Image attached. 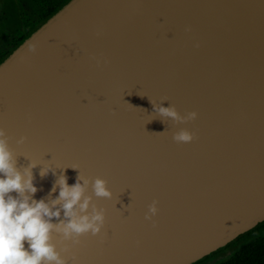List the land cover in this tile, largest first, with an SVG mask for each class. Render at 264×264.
<instances>
[{
  "label": "water",
  "instance_id": "water-1",
  "mask_svg": "<svg viewBox=\"0 0 264 264\" xmlns=\"http://www.w3.org/2000/svg\"><path fill=\"white\" fill-rule=\"evenodd\" d=\"M0 129L34 199L83 177L104 214L63 264H196L264 223V0H71L0 64Z\"/></svg>",
  "mask_w": 264,
  "mask_h": 264
},
{
  "label": "clouds",
  "instance_id": "clouds-1",
  "mask_svg": "<svg viewBox=\"0 0 264 264\" xmlns=\"http://www.w3.org/2000/svg\"><path fill=\"white\" fill-rule=\"evenodd\" d=\"M28 50L34 53L35 45L29 44ZM155 110L161 117L171 118L175 123H186L197 118L196 112L181 117L174 107L160 106ZM4 135L0 129V264H63L54 246L49 242L50 233L53 230L60 231L66 238L72 233L80 235L91 232L97 235L104 223V214L93 210L91 216L76 218L77 206L81 213L89 206V199L84 197L88 181L83 177H79L77 183L69 186L66 178L61 176L57 180L59 192L55 199H34L37 188L34 186L31 171L25 169L20 172L16 168ZM193 139V134L187 130L173 135L176 143L187 144ZM47 173L48 169H45L40 175ZM80 180L83 183H80ZM92 188L97 197L110 198L112 195L104 180L96 179ZM55 190L56 187L53 188V191ZM61 211L67 223L54 225L52 220L59 219ZM148 211L150 215H145V220H151L157 215L156 201H153Z\"/></svg>",
  "mask_w": 264,
  "mask_h": 264
},
{
  "label": "trees",
  "instance_id": "trees-1",
  "mask_svg": "<svg viewBox=\"0 0 264 264\" xmlns=\"http://www.w3.org/2000/svg\"><path fill=\"white\" fill-rule=\"evenodd\" d=\"M34 7L31 17L22 16L21 23L11 35L7 50L0 54V64L17 49L32 33L48 21L71 0H28ZM238 250L226 262L221 264H264V223L239 237L223 249L213 253L196 264H206L229 250Z\"/></svg>",
  "mask_w": 264,
  "mask_h": 264
},
{
  "label": "rangeland",
  "instance_id": "rangeland-1",
  "mask_svg": "<svg viewBox=\"0 0 264 264\" xmlns=\"http://www.w3.org/2000/svg\"><path fill=\"white\" fill-rule=\"evenodd\" d=\"M34 7L28 0H0V54L7 50L8 41L15 28L20 25L22 16L31 17ZM238 247L227 251L206 264H221L228 261Z\"/></svg>",
  "mask_w": 264,
  "mask_h": 264
}]
</instances>
